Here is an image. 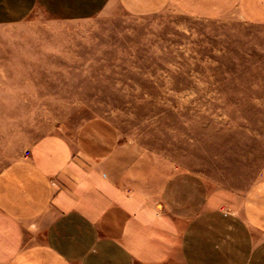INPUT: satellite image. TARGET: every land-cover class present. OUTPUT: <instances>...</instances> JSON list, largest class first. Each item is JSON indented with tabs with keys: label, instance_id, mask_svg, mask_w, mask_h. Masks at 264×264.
<instances>
[{
	"label": "rangeland",
	"instance_id": "obj_1",
	"mask_svg": "<svg viewBox=\"0 0 264 264\" xmlns=\"http://www.w3.org/2000/svg\"><path fill=\"white\" fill-rule=\"evenodd\" d=\"M91 129L163 174L244 191L264 176V28L115 5L0 25V169L41 136Z\"/></svg>",
	"mask_w": 264,
	"mask_h": 264
},
{
	"label": "crops",
	"instance_id": "obj_2",
	"mask_svg": "<svg viewBox=\"0 0 264 264\" xmlns=\"http://www.w3.org/2000/svg\"><path fill=\"white\" fill-rule=\"evenodd\" d=\"M110 5L264 28V0H0V25L36 11L79 21ZM90 131L41 136L0 169V264H264V176L241 192L211 188Z\"/></svg>",
	"mask_w": 264,
	"mask_h": 264
},
{
	"label": "built area",
	"instance_id": "obj_3",
	"mask_svg": "<svg viewBox=\"0 0 264 264\" xmlns=\"http://www.w3.org/2000/svg\"><path fill=\"white\" fill-rule=\"evenodd\" d=\"M27 155H28V152H25V153H24V156H27Z\"/></svg>",
	"mask_w": 264,
	"mask_h": 264
}]
</instances>
